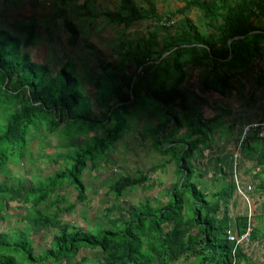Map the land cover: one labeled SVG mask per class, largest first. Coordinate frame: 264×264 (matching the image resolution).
Segmentation results:
<instances>
[{"label":"trees","instance_id":"16d2710c","mask_svg":"<svg viewBox=\"0 0 264 264\" xmlns=\"http://www.w3.org/2000/svg\"><path fill=\"white\" fill-rule=\"evenodd\" d=\"M139 2L117 0L115 11L100 14L123 29L147 19L150 24L143 34L122 40L119 63L100 66L91 102L69 61L53 72L49 64L32 59L28 46L34 44L33 22L24 36L0 25V172L11 160L29 159L32 132L58 134L71 147L67 166L37 181L35 187L21 182L18 188L0 186V214L11 200H19L28 205L22 220L53 231L48 246L36 252L28 232L0 230V264H70L81 250L98 252V264H174L191 258L193 264H239L245 258L241 247L233 253L234 243L225 235L230 226L243 232L247 223L246 215L230 214L235 196L232 154L231 162L220 158L213 145L216 134L235 131L231 132L235 121L224 127L223 116L231 113L230 107L204 117L191 105L183 83L188 77L186 66L197 74L207 70L200 80L202 89L223 96L235 89L233 76L252 73L264 58V26L257 24L264 19V0H183L177 9L182 17L168 25L160 22L168 23L171 17L162 18L154 0ZM88 3L83 0L79 5V16L94 19L98 14ZM189 11H195L197 20L188 16ZM158 22L173 30L159 32ZM259 76L261 85L264 75ZM252 95L250 101L255 100ZM148 114L155 118V123L147 120L144 126L153 148L177 164V179L163 192L166 202L153 204L147 198L126 211L119 206L117 217L108 213L117 208L113 204L102 215L108 226L95 230L62 221L63 212L70 213L77 202L87 199L82 180L87 166L94 168L107 157L106 151L137 115ZM234 133L242 152L257 154L254 161L260 169L254 177L259 179L264 174V138L252 128L245 134L244 129ZM75 136L82 138L78 145ZM203 160L211 165L212 177L229 174L228 184L205 192L196 182L210 170ZM195 162L203 166L201 170ZM147 173L115 178L110 185L115 201L137 188H148ZM64 184L76 189L75 201L54 212L41 209L42 203H56L52 195H58ZM259 185L257 191L264 193V184ZM256 233L252 228L251 235Z\"/></svg>","mask_w":264,"mask_h":264},{"label":"rangeland","instance_id":"374dc122","mask_svg":"<svg viewBox=\"0 0 264 264\" xmlns=\"http://www.w3.org/2000/svg\"><path fill=\"white\" fill-rule=\"evenodd\" d=\"M116 1L88 0L89 9L93 14L95 12L98 14L96 18L92 19L87 16H79V5L83 0H0V25L12 33L24 36L26 32L30 31L29 22H33L35 24L34 44L28 46L32 59L49 64L53 72L62 62L69 61L77 77L81 79L83 94L91 102L95 97L92 85L96 75L101 72L100 66L107 62L119 63L120 52L123 50L122 40L143 34L148 30L150 24L147 19L128 29H123L117 24L108 22L100 14L104 10L115 11ZM134 1L137 4L140 3L139 0ZM154 4L162 18L171 17L170 22H160L161 25H168L171 22L174 24L182 17L177 9L183 6V0H154ZM188 16L197 20L195 11H189ZM160 24L156 27L159 32L166 29L168 31L173 30L169 26L163 29ZM257 24L264 26V19L259 20ZM153 28L151 26L150 30ZM186 69L188 77L185 79L183 87L189 93L191 105L200 111L204 117L215 116L221 113L224 107H230L231 113L223 116L224 127L227 128L239 112L246 113V111L253 110L254 107L258 114L250 119L264 122L263 116L259 115L264 111V85L257 84L259 74L264 75V58L258 62L256 68H253L252 73L243 79L238 78L237 75L233 76L234 88L243 93L242 97L235 93L234 89L229 95L223 96L205 91L201 87L200 80L207 70L197 74L198 71L191 69V67L186 66ZM252 91L256 94V99L250 101ZM248 102L249 104H247ZM244 119L245 123L251 122L246 120V115ZM147 120H150V123H155L152 114L137 115L129 122V128L123 133V136L106 151L107 157L99 159L94 168H91L90 164L87 166L82 176L87 187V199L84 202H77L74 210L70 213L63 212L60 215L62 221H67L69 224L79 226L86 231L95 230L98 227L108 226L102 215L105 208L113 204L117 208L108 213L117 217L119 206L126 211L147 198L151 199L153 204L166 202L167 196L163 192L165 188L176 181L177 164L172 157L155 151L152 146V139L144 130ZM225 133L223 132L221 135L218 133L215 138L226 139ZM73 140L78 145L82 138L75 136ZM28 143L31 155L29 159H23L20 162L11 160L0 172V186L3 189L6 187L18 188L20 182L25 187H35L37 181L67 166V155L70 153L71 147L67 146L65 140L60 138L58 134H47L42 131L32 132L28 136ZM215 143H217L216 140L213 143L214 146H216ZM230 145L235 147V141L234 143L233 141L230 142ZM250 156L255 159L257 154L251 153ZM250 156L248 160L251 163L248 165L250 168H255V161ZM195 164L197 169L203 167L197 162ZM205 166L210 169L208 173L202 178L196 179V182L205 192L218 190L228 184L229 174H218L212 177L211 165L206 164ZM252 171L251 169L248 172L251 174L250 176L246 175V184H252L253 190L250 191L249 195L250 205L251 208L254 206L257 208L256 215L252 218L253 228L255 226V229L259 230V234L264 236V193L257 191L260 185H256L257 181L264 184V180H259L263 178L262 176L259 179L255 178ZM140 172H148V188L146 187L145 190L137 188L115 201L113 193L110 191L113 180L120 175L137 177ZM212 178L213 181H211ZM58 195L56 193L52 195V199L56 200V203H42L40 208L54 212L59 207H65L68 203L75 201L77 191L72 186L64 184ZM234 198L239 197L235 195ZM239 200L238 208L246 207V203L240 198ZM8 204V208L0 214V230L6 232L22 230L26 234L29 233L36 252L47 247L49 235L53 231L50 232L42 226L33 225L21 219L23 214L27 212V204L19 200H11ZM79 254L85 260H82L81 256L78 255L70 264H98L101 262V257L96 251L81 250ZM244 261L242 259L240 263ZM174 264L193 263L190 259H180Z\"/></svg>","mask_w":264,"mask_h":264},{"label":"crops","instance_id":"0c3cea01","mask_svg":"<svg viewBox=\"0 0 264 264\" xmlns=\"http://www.w3.org/2000/svg\"><path fill=\"white\" fill-rule=\"evenodd\" d=\"M244 77L245 76H243L240 79H243ZM262 85H264V83H262L261 86ZM234 92L238 93L239 96L243 95V93L239 92L238 89H236V88L234 89ZM251 93L253 95L250 94V93L249 94L255 97L256 94H254L253 91ZM255 99H256V97H255ZM241 104H242V102H241ZM225 108L226 107H224V109ZM257 114L258 113H257L256 110H254V107H253V110H251L249 112H247V111H246V113H244L243 111L239 112L237 114V117L234 119L235 127L232 129L231 132H233V130H235L234 132L237 131V133L239 131L241 132L244 129V127L247 126L248 124H250V123L252 124L254 122H257L255 120L250 119V118L256 116ZM245 115H246V120L251 121V122L245 123V121H244L245 120L244 119ZM259 115L261 117L263 116L262 118L264 119V111L261 112ZM234 132L232 134L227 135L226 139L225 138L222 139V140H221V138H220V140L216 139L217 143H215V145H216L215 147H216V150H217V152L215 154L218 155L220 158L228 157L230 162H231V154L233 156V150H234V146H231L230 142L233 141V143H234V141H235V133ZM249 156L250 155L248 153L247 154L244 153V150L242 152V148H241V154H240L239 163H238V174H239V177L241 179V182L244 183V184L247 183L246 175H248V176L251 175V174H248L249 170L252 169L253 170L252 172L254 173L256 171V169H260V168H256V164H254L255 168H250V166L248 165V163H251V161L248 160ZM252 159L256 160V157H255V159L254 158H252ZM204 162H205V164H207L206 163L207 160H203V163ZM261 176L263 178H260L259 180H261V179L264 180V174H262ZM249 182H251V181H249ZM259 184L260 183L257 181L256 185H259ZM239 201H240L239 198H234L233 199L230 214L232 213L234 215H237V214L238 215L239 214L246 215V213L248 211V208H250L254 212V216L256 215L257 208H255V206L251 208V205H250V202H249L248 206L246 205V207H242V209H240V208H238L239 207L238 206L239 205L238 204ZM254 228H255V226H254ZM259 233L260 232H258L255 237H253L251 235L249 244L247 246L242 247V250H243V252L245 254V258H244L245 261L243 263H240V264H263V262H264V236H261V234H259ZM190 261H192V263H193V258H191ZM259 262H261V263H259Z\"/></svg>","mask_w":264,"mask_h":264},{"label":"built area","instance_id":"2783aa9c","mask_svg":"<svg viewBox=\"0 0 264 264\" xmlns=\"http://www.w3.org/2000/svg\"><path fill=\"white\" fill-rule=\"evenodd\" d=\"M252 128L256 130V135L260 138H264V122H254L250 125L245 126L244 128V134L245 132L249 129ZM241 154V145L238 143L233 150V170H232V179L235 184V195L238 196L242 201L246 203L248 206L250 202V191L252 189L250 183L244 184L241 182V179L238 174V159L240 158ZM247 216V223H246V228L243 232L238 233L237 229L235 226H230L225 230V235L226 239L230 242L234 243L233 246V253L235 250L239 247H244L247 246L250 242V236H251V231L253 228V221L252 218L254 216V212L248 208V211L246 213ZM234 264V262H233Z\"/></svg>","mask_w":264,"mask_h":264}]
</instances>
